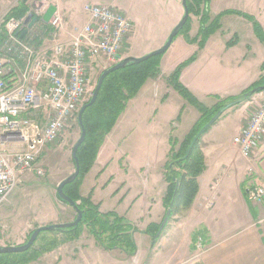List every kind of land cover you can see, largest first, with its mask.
<instances>
[{"label":"crops","instance_id":"1","mask_svg":"<svg viewBox=\"0 0 264 264\" xmlns=\"http://www.w3.org/2000/svg\"><path fill=\"white\" fill-rule=\"evenodd\" d=\"M25 3L30 6L25 19L35 7L43 3L49 5L48 8L55 6V14L58 12L62 17L63 28L58 36L54 35L56 28L51 24L52 18L48 23L42 21V17L46 12L36 24L28 28L27 35H30L35 27L39 25L42 27L43 34L36 40L39 48L45 51L50 50L61 38L63 41H69L72 34L87 22L88 15L84 10L85 5L87 3H99V0H96V2L86 1L81 10H78L75 3L70 2V0H0V44L4 38L2 20L12 10ZM208 8L212 18L225 11L233 10L251 15L264 30V0H210ZM190 15L192 16L191 13ZM77 17H80L82 24H80L81 21L77 22L78 24L74 22L75 24L70 27ZM231 18L233 19L229 20ZM220 21L221 28L208 37L203 47H200L199 41L192 42L189 40L190 37L198 36L201 28L200 20H198V25H191L187 35L175 39L168 49L170 51L163 55L161 71L155 79L166 75L168 81L172 72L181 63L197 54L196 59L183 68L180 81L203 103L208 101L205 104L209 107H213L221 99L238 97L252 84L261 80L264 77V41L257 35L253 21L238 13L222 15ZM248 30L251 31L250 42L246 41ZM135 32H133L131 40H133ZM232 34L234 35L231 37ZM53 39L55 44H48ZM244 44L247 53L243 55L241 50ZM254 48L255 50H253ZM127 50L124 54L126 57L135 56L132 44ZM252 50L251 58L247 59L249 52ZM256 52L259 54H255ZM246 60L247 66L245 67L242 63ZM235 61L236 63H234ZM164 69L166 73H164ZM171 87L175 89L168 82L166 85V89L169 88L168 92H160L158 82L154 81L152 86L154 92H142V88L138 95L130 100L115 127L106 137L93 167L85 175L81 185V194L83 196L90 195L92 201L99 206L100 211L107 213L117 209L105 210L103 208L104 200L100 199L99 196L101 191L111 189L114 183H117L116 190H114L111 197H117V199L119 197L121 204L119 206L124 208L125 214L115 212L124 216L134 226H138V215L136 208L133 206L140 199V196H134V192H138L136 181L132 180L129 170L124 171L128 159L122 150V145L129 130H131V137L135 136L136 141L143 124L156 130L159 126V124H155L157 119L163 121L165 114L160 112V109L171 107L169 102L173 97L178 101L180 97L184 99L179 92H170ZM140 96H142V99L137 101ZM135 100L137 101L136 104ZM252 101L253 98L236 105L238 107L236 110H231L236 107L235 105L232 106L222 114L202 137L201 145L205 154L206 169L198 178L200 185L198 195L192 206L178 216V221L172 226H170V218L168 219L163 228L166 229V233L160 236L161 244L165 247L163 250L167 252V256H171L168 260L170 264H175L178 261L183 263L184 257H192L190 264L198 262L202 264H264V202H252L249 199L250 188L257 180H264V144L256 151L253 158H245L234 143V137L246 123L250 111L255 109L251 107ZM189 105L192 104L185 101L182 106L173 104L171 107V114H178V117L171 121V126L165 133V139L169 142V146L166 149L164 165L158 167L160 169L158 177L161 182H164L165 189L162 191L161 199L158 196L154 199L151 198L153 202H149L148 210L143 209L145 215H141V218L144 219L148 211H152L154 202L161 200L162 208L156 218L147 223L145 230H140L141 234L153 238V245L156 244L155 235L158 232H154L155 229H153L148 233L147 230L152 224L162 225L166 215L162 217L161 221L158 219L159 215L163 210L165 214L168 211L165 198L169 182L164 172H166L167 159H169L172 147L171 138L178 140L177 149H179L181 142L190 133L201 116L196 107L198 112L192 110ZM187 110L192 112L196 119L189 130L187 129L180 137L175 136L174 129L179 128L183 123L181 111L184 114ZM231 118H234L235 121V132L232 136L226 137L224 133L225 122ZM72 161L74 164L73 155ZM143 169L141 167V169L137 168L135 171L144 176L146 171ZM149 176L150 179L146 182L153 181V177L157 174H152L150 171ZM65 178L59 181L56 188ZM87 186L89 189L85 191ZM108 191L112 192L113 190ZM149 198L150 196L148 197L147 193L146 202ZM59 200L66 203L60 198ZM126 202H129V204L126 205ZM60 203L54 205L53 215L48 220L36 226L54 224L55 222H51L52 220L60 223L73 221L77 215L76 210L67 203L66 207L61 206ZM131 214L136 215L132 217ZM196 231H202L205 234L204 237L207 243L206 248L200 254L193 255L191 242L193 240L192 235ZM137 232L134 236L139 248ZM60 237L62 240L59 247L42 255L34 261V264H122L123 262L120 254V251L123 250L120 248L109 249L114 252L107 256L104 252L105 248L98 243L95 235L87 225H84L79 237L70 239L64 234ZM204 237L201 238L204 239ZM123 253L126 252L123 251ZM132 256L134 257V255ZM128 263L131 264L129 261Z\"/></svg>","mask_w":264,"mask_h":264},{"label":"built area","instance_id":"2","mask_svg":"<svg viewBox=\"0 0 264 264\" xmlns=\"http://www.w3.org/2000/svg\"><path fill=\"white\" fill-rule=\"evenodd\" d=\"M36 17L48 6L34 8ZM87 22L69 41L41 50L20 33L25 18H4L0 56V207L31 173L44 175L38 165L45 147L62 140L67 124L78 120L89 94L90 65L115 64L127 51L133 20L119 6L87 3ZM51 24L63 28L61 15ZM245 158H253L264 144V97L234 137ZM252 202H264V180L249 190ZM201 239V237H200Z\"/></svg>","mask_w":264,"mask_h":264},{"label":"rangeland","instance_id":"3","mask_svg":"<svg viewBox=\"0 0 264 264\" xmlns=\"http://www.w3.org/2000/svg\"><path fill=\"white\" fill-rule=\"evenodd\" d=\"M72 1L77 6L78 10L82 9L83 4L86 1L96 2V0H70V2ZM99 3L113 4L119 6L121 8V11L125 12L133 20V32H136L133 40L130 39L127 45L128 47H130V44H132V48H134L135 50V57L143 56L155 49H158L159 47H162L167 41L172 30L180 22L185 13V8L183 6L182 0H99ZM28 6L29 5H26L25 3V7H27V9L30 8V6ZM204 8L205 5H202L201 9L204 10ZM34 10L35 9H33L32 12L36 13V11ZM190 18L192 19L191 25H198V20H200L199 16H195L194 14H192V16L190 15ZM232 19L233 18L229 20ZM79 21H81L80 17H77V19L75 18L71 23L70 27H72L75 23ZM80 24H82V21L80 22ZM42 30V27L39 25L38 27H35L32 32H30V35H27V39L32 42H35L38 48L39 46L36 39H38L43 34ZM182 31L175 39H178L179 36H184L188 34L187 31ZM59 32L60 30L56 29L54 35L58 36ZM250 34L251 31L248 30L246 34V41L248 42L251 41ZM233 35L234 34H232L231 37ZM63 38L65 37L63 36ZM61 39L58 40L57 43L65 42ZM191 39L192 38L190 37L189 40L191 41ZM56 41L57 38L55 39V43ZM49 43L54 45V39L52 40V42H48V44ZM2 44L3 40L0 44V56H2ZM128 47L126 46L127 49ZM253 50H255V48ZM253 50L249 52V56L247 57V59L251 58V53L253 52ZM241 51L243 55L247 53V50L245 49V44L242 45ZM167 53H164L163 55ZM124 54L122 55L123 58L126 57V55L124 56ZM255 54L259 53L256 52ZM234 63H236V61ZM111 65L112 64L105 63L104 61H98V63L90 65L91 71L89 74V94L84 104H86V102H88L92 98V94L97 86L101 73ZM242 65L246 67L247 60L243 62ZM164 73H166L165 69ZM156 77H151L147 80L145 85L142 87V92H154L152 90L154 81L158 82V88H160V92H168L169 88L166 89V85L169 82V79L167 81L166 75L164 77L159 76V79H155ZM254 84H252L250 88H252ZM154 88L156 90L155 85ZM170 92L178 91L171 87ZM246 92L247 90H244L242 93L244 94ZM243 94L239 95L238 100L244 99ZM263 97L264 91H260L254 95H251L249 97V99L253 98L251 107L258 109V107H260L261 105ZM173 98L169 102L171 103V107L173 104L182 106L185 101L189 104V101L185 98L182 99L180 97L179 101L178 99ZM141 99L142 96H140L137 101ZM249 99H244L241 103ZM137 101L135 100V104L137 103ZM204 102L206 104L208 103V101ZM189 106L190 108H192V110L194 109L198 112L194 105ZM171 107L169 106L167 109H160V112H163L165 114L163 121L157 119L155 124H159V126L156 130L151 129L149 126H145L143 124L142 128L139 130V137L137 141L134 139L135 136L133 138L131 137V130H129L125 137L124 144L122 145V150L125 152L128 159V163L126 164V168H124V171L129 170L132 175V180L136 181V188L138 192H134V196H140V199H138V201H136V204L133 206L134 208H136L138 215L137 225L139 227L134 226V234L137 232L136 229L139 228V231L137 232L138 241L140 244V247L138 248L139 251L137 250L138 252H136L134 257L132 255L129 256L127 253H123V251H120V254L122 255L121 260L123 261L122 264H129L128 261L131 264H170V261L168 260L171 256H167V252L163 250L165 247L162 246L160 239V236L166 233V229H163V231L160 232L159 237L156 238V244L154 245L152 241L153 238L151 236L141 234L140 230H145V226L147 225V223L152 219L156 218L162 208L161 200L159 202L156 201L154 202L152 211H148V214H146V217L144 219L141 218V215H145L143 209L146 208L148 210L149 202H153L151 198L154 199L158 196L159 199H161L162 191H164L165 189L164 182H161L160 178L158 177V171L160 170L158 167L164 165L166 149H168L169 146V142L165 139V133L170 128L171 121L175 117H178V114H171ZM237 108L238 107L236 106L233 107L231 110H236ZM252 111L254 110H251L250 113ZM181 117H183V123L179 128H175L173 132L175 136L179 137L183 133H185L187 129H190L196 119L193 113L188 110L184 114L183 111H181ZM234 122V118H231L225 122L226 128L224 133L226 137L232 136L235 132ZM80 136L81 129L79 121L76 119L70 121L66 126L62 140H60L56 144L45 147L44 151L42 152V156L38 161V165L43 166L46 173L41 176L37 175L36 173H31L26 176L23 182L20 184L19 188L0 207V246L19 245L25 243L29 239L28 236L31 231L38 227L36 225L48 220V218L53 215L55 208L54 205H56V203L61 202L60 205L66 207L68 203L66 204L59 200L57 196L56 186L59 181H61L63 178L67 177L75 171V163L73 164L71 153L73 146L76 144ZM177 143H179L178 140ZM167 160H170V157ZM141 167H143V170L146 171L144 176H142L139 172L135 171L137 168L141 169ZM150 171L152 174H157V176L153 177V181L146 182L150 179ZM164 175L166 176L165 172ZM116 185L117 183H114L112 188L108 189L113 190L112 192H109L108 190L101 191L99 198L104 200L103 208L105 210L109 211L117 209L114 211H118L120 214L124 215V208L119 206L121 205L119 197L118 199L117 197H111L114 193V190H116ZM87 189H89L88 186L86 187L85 191ZM147 193L148 197L150 196V198L146 202ZM125 204L128 205L129 202H126ZM185 211L187 210L181 211L175 215L171 214L169 221L170 226H172L176 221H178V216L182 215ZM135 215L131 214L132 217H134ZM164 215L166 214L163 210V212L159 215L158 219L161 221ZM51 222L60 223L56 222L55 220H52ZM193 237L194 234L192 235V239ZM206 243V238L200 239L199 237L197 242H194V240H192V254H200L206 248ZM104 250L107 256L114 252L106 248ZM184 259L185 260L183 263H180L181 261H178L175 264H190L192 261V257H184ZM29 264H34V262H31Z\"/></svg>","mask_w":264,"mask_h":264},{"label":"trees","instance_id":"4","mask_svg":"<svg viewBox=\"0 0 264 264\" xmlns=\"http://www.w3.org/2000/svg\"><path fill=\"white\" fill-rule=\"evenodd\" d=\"M209 1L210 0H187L190 13L199 16L201 24L199 34L196 38L191 39L192 42L199 41L200 47H203L208 37L221 28V16L229 13L242 14L253 21L257 35L264 41V30L253 16L233 10L225 11L215 18H212L208 8ZM202 5H205L204 10L201 9ZM27 12L28 9L25 7V4H23L19 8L12 10L6 18H24ZM191 23L192 19L190 18L187 22L188 26L186 24L182 32H189ZM23 32L24 30L20 33V36ZM26 36L27 35L24 37ZM162 56L163 54L154 56L142 63H130L126 67L109 74L103 82L97 100L84 112L83 123L86 129V138L78 150L81 172L75 181L67 184L64 188L66 194L70 196L83 211V220L81 223L78 226L64 230L43 231L29 250L20 253L0 254V264H29L34 262L45 253H49L58 248L62 240L60 237L61 235L64 234L70 239L79 237L84 225L90 227L92 233L102 247L106 249L120 248L128 255L136 254L138 245L134 238V225L115 211L107 213L101 212L99 206L92 201L91 196H83L80 189L84 177L93 167L106 137L115 127L120 116L126 110L130 100L138 95L149 78L156 77L160 74ZM196 57L197 54H194L188 60L181 63L168 78L169 83L201 113L200 119L181 142L179 149H176L178 144L177 140L171 138L172 147L169 155L170 160H168L166 164L165 172L166 179L169 182L165 202L167 210L171 207V203H174L172 215L188 210L198 195L200 189L198 178L206 169L205 154L201 145L202 137L195 143L186 159L180 162L178 159L185 156L194 136L225 104L239 99V96L228 97L221 99V101L213 107H209L183 85L180 81L181 72L183 68L195 60ZM262 84H264V77L256 82L252 88L246 90L248 92ZM243 95L244 99H249V97H245V93ZM244 99L238 100L235 105H239ZM59 198L61 199L60 196ZM160 227L161 224H152L147 232L150 233L155 229L154 232L157 233ZM33 231H31L28 238ZM204 236L205 234H203L202 231H196L193 240L197 242L199 237ZM195 264L202 263L198 262Z\"/></svg>","mask_w":264,"mask_h":264},{"label":"water","instance_id":"5","mask_svg":"<svg viewBox=\"0 0 264 264\" xmlns=\"http://www.w3.org/2000/svg\"><path fill=\"white\" fill-rule=\"evenodd\" d=\"M27 1V0H25ZM183 6L185 8V13L182 17V19L180 20V22L175 26V28L172 30V32L170 33L167 41L165 42V44L158 48L155 49L143 56L140 57H135V56H128L123 58L122 60H120L119 62L111 65L110 67L106 68L100 75L97 86L92 94V98L89 102H87L86 104H84L82 106V108L80 109L79 112V116H78V120H79V124L81 126L82 129V133L80 138L77 140L76 144L74 145L73 151H72V155H73V159L75 162V171L70 174L67 178H65L57 187V193L59 194V196L61 197V199L68 203L69 205H71L77 212L76 218L71 221V222H66V223H54V224H49V225H43V226H39L38 228H36L33 233L31 234V236L29 237V239L23 243V244H19V245H5V246H0V254L2 253H20V252H25L27 250H29L36 242L37 238L39 237L40 233H42L43 231H55L57 229H67V228H72L74 226H78L81 221L83 220V211L79 208V206L77 205V203L66 194L64 188L67 184L75 181L77 179V177L79 176L80 172H81V164H80V160L78 157V150L79 147L82 145V143L85 141L86 138V129L83 123V115L85 110L92 105L96 100L97 97L99 95V92L101 90V87L103 85V82L105 80V78L111 74L112 72L119 70L121 68L126 67L128 64L130 63H142L154 56H158V55H162L164 53H166L168 51V49L171 47L172 43L174 42L175 38L180 34V32L183 30V28L185 27L186 23L188 22L189 18H190V8L188 6V2L187 0H183ZM56 12V7L55 6H50L48 8V10L46 11V13L43 15L42 17V21L48 23L49 20L53 17L54 13ZM38 20V17H34L33 13H30L28 15V17L26 18V23H28V28H31L33 26L34 23H36V21ZM28 32V29H26L22 35L21 38H23ZM260 91H264V85H259L255 88H253L252 90L248 91L245 93V97H250L251 95H254ZM238 102V100H235L233 102H229L227 104H225L216 114L215 116H213V118H211L200 130L199 132L194 136V138L192 139L187 152L185 154V156H183L182 158L178 159V161H182L184 159H186L193 146L195 145V143L198 141V139H200L206 131H208V129H210L211 126H213L216 121L222 116L223 113H225L228 109H230L232 106H234L236 103ZM174 206V203H171V207L168 209L167 211V216L165 217V220L163 222V224L161 225L160 231H162V229L165 227L166 223L168 222V219L170 217V215L172 214V208ZM160 231L159 233H157L155 235V238H158L160 235Z\"/></svg>","mask_w":264,"mask_h":264},{"label":"flooded vegetation","instance_id":"6","mask_svg":"<svg viewBox=\"0 0 264 264\" xmlns=\"http://www.w3.org/2000/svg\"><path fill=\"white\" fill-rule=\"evenodd\" d=\"M37 22V21H36ZM262 85H264V84H262Z\"/></svg>","mask_w":264,"mask_h":264}]
</instances>
